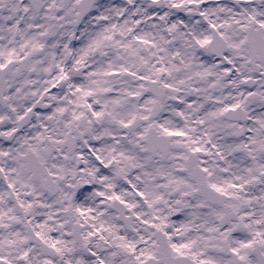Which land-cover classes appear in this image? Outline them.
<instances>
[{
	"label": "snow or ice",
	"instance_id": "snow-or-ice-1",
	"mask_svg": "<svg viewBox=\"0 0 264 264\" xmlns=\"http://www.w3.org/2000/svg\"><path fill=\"white\" fill-rule=\"evenodd\" d=\"M0 264H264V0H0Z\"/></svg>",
	"mask_w": 264,
	"mask_h": 264
},
{
	"label": "flooded vegetation",
	"instance_id": "flooded-vegetation-1",
	"mask_svg": "<svg viewBox=\"0 0 264 264\" xmlns=\"http://www.w3.org/2000/svg\"><path fill=\"white\" fill-rule=\"evenodd\" d=\"M181 15H183V13H181Z\"/></svg>",
	"mask_w": 264,
	"mask_h": 264
}]
</instances>
